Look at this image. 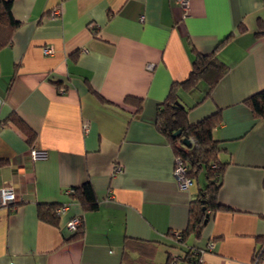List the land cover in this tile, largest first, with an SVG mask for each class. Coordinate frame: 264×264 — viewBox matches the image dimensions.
Masks as SVG:
<instances>
[{
  "label": "crops",
  "instance_id": "0c3cea01",
  "mask_svg": "<svg viewBox=\"0 0 264 264\" xmlns=\"http://www.w3.org/2000/svg\"><path fill=\"white\" fill-rule=\"evenodd\" d=\"M12 14L19 25L0 47V188L18 201L0 206V264H136L127 238L155 241L159 263L183 255L176 234L203 186L179 187L157 111L196 54L212 51L228 68L211 93L202 80L177 94L189 122L219 111L218 200L228 208L187 241L214 242L201 264H252L264 245V117L247 99L264 89V0H190L187 15L177 0H12ZM86 181L97 209L70 192ZM42 204L68 208L51 223Z\"/></svg>",
  "mask_w": 264,
  "mask_h": 264
},
{
  "label": "trees",
  "instance_id": "16d2710c",
  "mask_svg": "<svg viewBox=\"0 0 264 264\" xmlns=\"http://www.w3.org/2000/svg\"><path fill=\"white\" fill-rule=\"evenodd\" d=\"M19 25V21L12 14V0H0V47L9 40L10 33ZM244 31V27H240ZM233 34L226 37L218 46L228 40ZM4 37V38H3ZM227 65L218 57L216 51L209 53L198 52L193 61L192 71L189 77L183 82L175 83L167 98L159 105L157 111V124L159 129L168 136L176 155H181L188 167V174L197 180L198 173L204 170L206 183L199 188L196 198L190 204V216L185 229L176 234L179 245H185L183 255L178 258L169 252L164 263L154 259L156 254V242L139 238H127L125 253L127 259L132 257L131 251H136V264H201L199 261V250L201 248L189 245L188 237L199 236L203 227L207 224L214 211L221 208H228L218 200V193L222 185V173L226 163L219 158L222 149L220 141L214 136V129L220 123L219 111L212 113L199 121H188V108L179 102L178 87L191 88L199 81L205 80L208 83L209 95L218 80L226 73ZM134 96H127L126 100L136 102L137 110L142 108V102ZM256 116L264 117V89L255 93L247 99ZM21 126L20 119H17ZM24 128V127H22ZM34 136L28 135L30 140ZM185 140L190 145L185 144ZM3 162L0 161V164ZM70 192L87 209L94 210L99 206L95 190L91 182L72 187ZM60 206V205H59ZM58 205H45L39 207L43 219L57 223ZM207 219V221H206ZM74 237L82 234V226L74 230ZM134 258V260H135ZM126 259V260H127ZM180 259V260H179ZM185 262V263H183ZM127 264L128 260H127Z\"/></svg>",
  "mask_w": 264,
  "mask_h": 264
},
{
  "label": "built area",
  "instance_id": "2783aa9c",
  "mask_svg": "<svg viewBox=\"0 0 264 264\" xmlns=\"http://www.w3.org/2000/svg\"><path fill=\"white\" fill-rule=\"evenodd\" d=\"M177 2L179 3L180 7L184 10V15H187L189 10L190 0H177ZM44 51L46 53H51L52 48L51 47L45 48ZM148 67L151 69L153 65L149 64ZM60 90L64 91V88H61ZM84 129L85 131L89 130L88 122H84ZM31 155L34 159L46 158L47 151L44 149L33 148L31 151ZM114 168L116 172L122 170L120 165H115ZM174 176L181 189H188L194 183L193 178L188 174V167L185 164L181 155H176ZM17 201H18V195L14 190L9 189L7 187L0 188V206L9 207L17 203ZM67 208L68 206L66 204L59 206L57 209L58 214L65 212ZM82 220L83 218L81 216H75L67 223V226L69 229L75 230L82 224ZM213 248H214V242L211 241L210 243H208L207 248L200 249L199 261L202 262V255L206 253L208 250H211ZM252 264H264V245L256 253Z\"/></svg>",
  "mask_w": 264,
  "mask_h": 264
},
{
  "label": "rangeland",
  "instance_id": "374dc122",
  "mask_svg": "<svg viewBox=\"0 0 264 264\" xmlns=\"http://www.w3.org/2000/svg\"><path fill=\"white\" fill-rule=\"evenodd\" d=\"M197 177L199 178V182L201 183L202 186L205 185L206 183V179H205V172L204 170H202L201 172L198 173ZM158 260H165V254L163 253H158V257H157ZM185 263V262H183ZM185 264H188V263H185Z\"/></svg>",
  "mask_w": 264,
  "mask_h": 264
},
{
  "label": "water",
  "instance_id": "95a60500",
  "mask_svg": "<svg viewBox=\"0 0 264 264\" xmlns=\"http://www.w3.org/2000/svg\"><path fill=\"white\" fill-rule=\"evenodd\" d=\"M185 144L190 145V142L188 140H185ZM207 221V219H206Z\"/></svg>",
  "mask_w": 264,
  "mask_h": 264
}]
</instances>
